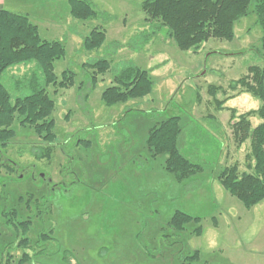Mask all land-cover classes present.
<instances>
[{"label": "rangeland", "instance_id": "rangeland-1", "mask_svg": "<svg viewBox=\"0 0 264 264\" xmlns=\"http://www.w3.org/2000/svg\"><path fill=\"white\" fill-rule=\"evenodd\" d=\"M86 1L97 15L79 19L69 0H0L27 14L44 40L64 41L67 53L54 63L58 85L46 88L56 102L54 141L15 120L14 139L0 143V264H264V201L247 209L215 175L234 164L249 171L252 140L240 143L233 124L262 103L231 85L254 82L251 66L264 70L256 16L236 21L233 40L212 37L196 52L165 30L151 33L144 0ZM93 27L106 41L90 50ZM95 60L109 67H90ZM132 64L150 73L153 91L106 106L102 94ZM35 70L23 65L9 78ZM63 74L71 86L60 84ZM172 115L182 153L202 165L182 181L167 169L168 154L147 143ZM261 121L251 116L253 127ZM47 146L51 157L37 158ZM189 182L195 189L185 192ZM11 210L17 215H3ZM178 211L200 219L180 228ZM9 218L28 223L26 233Z\"/></svg>", "mask_w": 264, "mask_h": 264}, {"label": "trees", "instance_id": "trees-1", "mask_svg": "<svg viewBox=\"0 0 264 264\" xmlns=\"http://www.w3.org/2000/svg\"><path fill=\"white\" fill-rule=\"evenodd\" d=\"M71 13L81 18H92L97 15L94 4L86 0H69ZM142 9L148 15L147 21L152 23L153 34L166 32V37L175 41L183 50L192 49L196 52L212 37L219 39H234L236 21L248 14H254L263 32L262 44L264 51V0H144ZM153 36V35H152ZM151 37L145 38L150 39ZM106 41V31L93 27L92 32L85 38V46L94 50ZM66 45L62 40H44L37 24L24 13L0 8V143L6 144L14 139L15 120L25 127L30 126L38 136H44L51 144L55 135V121L52 117L56 106L47 87L58 85L54 63L66 56ZM23 65H34L33 73L24 77L9 72ZM90 67L105 71L109 67L107 60H95ZM254 82L245 84L243 79L234 82L231 87L240 85L247 87L255 98L261 101V107L240 114L233 124L235 138L240 143L251 139V154L247 155L249 171H239L238 164L221 168L215 174L219 182L234 197L238 198L247 209L264 201V70L251 66ZM61 85L71 86L68 77L64 75ZM249 78V77H248ZM254 78V79H253ZM117 85L108 87L102 94L106 106L126 102L131 98H143L154 88V82L147 70L132 64L116 76ZM245 84V85H244ZM258 115L262 119L257 126H252L251 116ZM180 118L172 115L158 124L149 134L147 143L156 153L168 154L167 169L182 181L202 167L201 164L189 160L182 150L184 136L179 125ZM182 142V144H181ZM52 147L47 146L35 152L37 158H50ZM157 155V154H156ZM197 161V160H196ZM184 191L194 190L192 184L186 183ZM17 215L15 210L3 212V215ZM17 230L24 233L28 223L16 222L9 218ZM187 212L178 211L173 216V223L180 228L198 221ZM202 230L198 226L196 231ZM48 236V235H47ZM46 239V235L43 236ZM26 241V240H25Z\"/></svg>", "mask_w": 264, "mask_h": 264}]
</instances>
